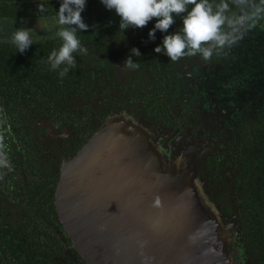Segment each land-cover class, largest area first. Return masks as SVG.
Returning <instances> with one entry per match:
<instances>
[{
	"label": "flooded vegetation",
	"instance_id": "obj_1",
	"mask_svg": "<svg viewBox=\"0 0 264 264\" xmlns=\"http://www.w3.org/2000/svg\"><path fill=\"white\" fill-rule=\"evenodd\" d=\"M33 1L34 9L32 5L20 7L36 15L0 16L1 44H11L6 38L14 28L32 29L34 43L39 45L56 46L60 42L52 36L54 29L46 33L40 27L37 6L41 0ZM101 5L90 7L94 10L89 14L90 8L81 13L89 27L107 24L106 20L117 16L114 9ZM46 7L49 17L56 15L50 11L59 9L51 3ZM84 41L90 46L83 57L86 85L72 93L69 102L61 103L64 110L51 101L54 78L51 72L44 77L45 69L52 68L38 56L34 63L20 62L13 65L16 69L6 72V77L20 80L0 88V98L9 102L3 110L19 116L3 120L31 125L45 159L60 156L62 163L72 157L79 138L70 123L100 126L116 110L145 119L152 128L165 133L164 140L170 143L167 155L172 156L179 146L192 157L210 198L232 225L236 264H264V28L249 31L236 45L214 54L209 61L189 57L170 71L154 68L146 54L133 56L139 64L137 69H124L131 50L130 37H87ZM17 82L28 85L21 83L17 88ZM43 104L50 109L43 111ZM25 107L28 114H23ZM83 128L82 134H86ZM8 153L10 167H0V192H8L9 169L17 167L25 174L22 147L17 141ZM41 218L52 228H8L11 243L0 235V264H86L64 226L62 231L58 224ZM26 234H31L32 242H44L35 251L39 255L25 252ZM13 243L17 250L12 249Z\"/></svg>",
	"mask_w": 264,
	"mask_h": 264
},
{
	"label": "water",
	"instance_id": "obj_2",
	"mask_svg": "<svg viewBox=\"0 0 264 264\" xmlns=\"http://www.w3.org/2000/svg\"><path fill=\"white\" fill-rule=\"evenodd\" d=\"M163 135L116 110L63 160L53 204L86 264L237 263L232 225Z\"/></svg>",
	"mask_w": 264,
	"mask_h": 264
},
{
	"label": "trees",
	"instance_id": "obj_3",
	"mask_svg": "<svg viewBox=\"0 0 264 264\" xmlns=\"http://www.w3.org/2000/svg\"><path fill=\"white\" fill-rule=\"evenodd\" d=\"M51 1L52 0H43L46 5L51 3L57 8L60 7L61 0ZM100 3H102L101 0H86L85 8H90L94 5H100ZM23 5H32V8H35V2H32V0H26L25 2L23 0H0V16L36 15L33 10L26 11V9L20 7ZM56 10L58 9L50 12L56 13ZM175 19L176 23L170 27L169 33L177 31L182 26L181 18L177 16ZM106 22L109 23H100L98 26L95 25L88 27L87 30L78 33L83 47H90L88 43L86 44L84 41V39L87 37H130L132 39V42H130V48L132 49L133 47H136L140 50L142 55L146 54L148 59L152 62V66L159 70L165 69L170 71L172 70V66L176 65L177 62L189 58V56H185L180 60L173 62L166 55L162 53H156L154 51L155 47L162 43L163 36L166 34L157 30L156 39L152 40L149 38V32L154 27L155 20L150 21L148 25L143 28L129 27L124 32L119 30L120 17L118 15L106 20ZM60 43L61 42H59L56 46H52L53 43L46 46L39 45V43H34L23 53H19L18 49L13 44L0 43V88H2L5 84H10L12 80H20V78L16 76L6 77V72L8 70L13 71L16 69L13 67V65H18L20 62L25 61L34 63L38 59V56H40V60L42 62L49 64L48 56L54 49L59 48ZM74 55L76 61L75 66L71 67L63 78L60 77V70H53L49 67L45 69V77L42 76L45 80L47 78L48 72L52 73L54 85H52L53 96L51 97V101L56 103V107L58 109L60 108L64 110L63 106H60L61 103L69 102L67 99L71 98V94L77 93L78 90H82V88H84L86 85L87 74L86 68L83 66L84 55L79 53ZM33 70L34 68H31V71ZM169 74L171 75L173 73L169 72ZM21 83L23 85H28V82L26 84L23 82H17L15 83L17 84V88L19 87L18 84ZM67 87H69L72 91L65 89ZM156 95L157 91H155V96ZM8 103L9 102L4 103L0 98V120H2L0 123V137H3V143L8 141L11 143V145H7L5 143L6 145L4 150L7 151V153L10 151V146H13L14 140L17 141L22 147V156H24V166L22 168L25 171V174H23L20 169H16L17 167L9 169L6 177L8 180L7 183H9L7 186L8 192H0V235L3 237L4 241L11 243L8 238V228L20 227V229L34 230L36 228H44L46 226L47 228L51 229L52 227L49 226L41 218V216H43L45 219H49V221L55 225L58 224L56 227L63 231L62 222L58 219L59 216L53 204L55 190L60 178V169L62 163L60 156H58V159H45V157L42 155L43 149L35 138V132L31 125L21 124L17 121L7 122L3 120L4 118L14 119L15 117L19 116V114H17V116L14 113H5L3 106H7ZM47 109H50V107L48 106L46 108V105L43 104V111H46ZM22 111L23 114L24 112L26 114L29 113L27 107L22 109ZM70 125L76 131V134L79 137L76 141V146H74L75 150L72 154L73 156L86 142L89 135H91L98 128L99 124L92 126L83 125V130H86V134H82V125L77 123H70ZM9 136L10 138H8ZM69 156H71V154H68L67 157ZM8 196H13L12 200H7L4 198ZM13 214L16 215L13 216ZM5 221L8 222V226L5 225ZM17 224H20L21 226H17ZM25 238V252L27 253H33L37 249H41L44 246V242L40 240L38 241L35 239L34 242H32L30 240H33L31 234H26ZM12 249L17 250L15 243H13ZM36 253L37 252L34 254ZM39 254L40 253H37L36 255ZM27 255L31 256V254ZM42 261H44L43 258L41 259V262Z\"/></svg>",
	"mask_w": 264,
	"mask_h": 264
},
{
	"label": "clouds",
	"instance_id": "obj_4",
	"mask_svg": "<svg viewBox=\"0 0 264 264\" xmlns=\"http://www.w3.org/2000/svg\"><path fill=\"white\" fill-rule=\"evenodd\" d=\"M109 10H115L120 17L119 30L143 28L155 20L149 32V38L156 39V31L166 33L162 43L155 47L156 53L166 55L176 62L185 56L199 55L204 61L212 59L225 48L236 45L251 30L264 28V0H101ZM86 0H61L54 17L47 15L48 8L43 0L37 6L40 27L60 46L48 56L53 70H60L63 78L71 67L75 66V55H86L78 30H87L81 13ZM179 16L182 26L169 33L170 27ZM51 20V24L48 21ZM34 31L19 28L11 32L7 41L13 44L19 53L25 52L33 43ZM140 50L133 47L126 58L124 69H137L139 64L133 60L140 57ZM3 137H0V167H10L7 153L4 151Z\"/></svg>",
	"mask_w": 264,
	"mask_h": 264
},
{
	"label": "rangeland",
	"instance_id": "obj_5",
	"mask_svg": "<svg viewBox=\"0 0 264 264\" xmlns=\"http://www.w3.org/2000/svg\"><path fill=\"white\" fill-rule=\"evenodd\" d=\"M104 4L102 3V5L101 6H103ZM90 11H88L87 13L89 14L90 12H92L94 9H92V8H90L89 9ZM112 15V14H111Z\"/></svg>",
	"mask_w": 264,
	"mask_h": 264
}]
</instances>
